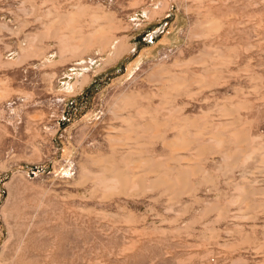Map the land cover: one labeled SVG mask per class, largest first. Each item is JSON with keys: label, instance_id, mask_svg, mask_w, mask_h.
<instances>
[{"label": "rangeland", "instance_id": "1", "mask_svg": "<svg viewBox=\"0 0 264 264\" xmlns=\"http://www.w3.org/2000/svg\"><path fill=\"white\" fill-rule=\"evenodd\" d=\"M77 1L0 0V251L5 245V260L264 264V161L256 148L242 158L247 143L239 138L231 143L242 166L232 168L220 153L210 152L213 144L208 138L206 154L190 148L176 158L166 156L167 150L154 137L153 142L141 140L159 153L158 160L167 159L166 167L187 160L204 168V177L202 172L189 176L185 192L178 197L161 186L128 191L121 186L122 191L106 197L100 187L94 191L78 178L83 150H108L103 136L110 122L117 124L108 110L114 97L133 88L148 90L140 79L153 62L171 63L179 55L186 60L205 46L206 51L213 48V53L224 56L225 63L215 60L220 71L216 86L194 81L195 101L186 111L197 114L207 95L208 103L202 106L209 107L206 119L215 122L211 123L214 129L223 136L247 130L251 142L264 145V0H167L152 17L161 0H79L89 10L101 6L119 20L114 33L117 39L124 38L128 48L113 62L107 61L112 48L102 51L101 44L86 47L80 56L75 49L60 51L57 40L39 22L53 20L48 14L53 6L60 13L71 12ZM83 14L76 17L87 23L89 11ZM207 15L217 20L210 32L188 36L190 27L195 23L197 32ZM39 32L45 36L38 40ZM38 52L43 53L38 56ZM21 61L28 62L22 66ZM198 66L194 62L195 73L201 72ZM83 75L86 80L81 83ZM205 76L210 80V75ZM220 100L229 102V115L222 113ZM206 123L188 124L189 133L207 136L212 125ZM114 158L115 164H125ZM88 165L99 172V165ZM174 175L170 174L175 179ZM12 180L10 191L7 184ZM239 193L245 195V203L234 201ZM5 205L6 216L1 210ZM207 205L216 208L206 209ZM11 226L18 231L14 236H10ZM18 240L23 245L17 252Z\"/></svg>", "mask_w": 264, "mask_h": 264}, {"label": "bare ground", "instance_id": "2", "mask_svg": "<svg viewBox=\"0 0 264 264\" xmlns=\"http://www.w3.org/2000/svg\"><path fill=\"white\" fill-rule=\"evenodd\" d=\"M166 5H167V0H161L159 8L157 10L151 11L150 17H152V15L154 16L155 13H157L159 10L164 9ZM187 7H185L186 10L188 9ZM89 9L90 8H87V4H82L79 0L73 4V10L71 12H64V13L61 12L60 13L59 12L60 10L57 9V6L56 8H54L53 6L51 9H49V12H48V14L52 13V16L54 17L53 20L48 19L45 22H41V20L43 21V19H41L39 22L42 23L41 25L42 27H44V29L46 28V31H50V33L53 35V36L51 35V37H54L57 40V46L60 51L64 50V51L69 52V50L70 51L73 50L71 52H74L76 50L77 56H80L82 51L86 47L93 48L94 46L96 47V44H101L100 47L102 48V51L109 47L112 48V52L107 61L113 62L121 55V53H123L128 48V46L125 45L124 43V38L120 37L117 39L114 33L115 31H117L116 29L120 27L118 25L119 20L117 22V20L115 19L116 20L115 21L114 15L112 16L111 15L112 13L108 14V11H105L101 6L100 7L98 6L97 9H93V8H92L93 10L92 9L89 10ZM87 11H89V14H90V16L88 15V17L90 18L88 21L89 23L88 22L86 23V21L84 20L81 21L82 19L81 20L79 19L81 17H76L77 14L80 16V14L82 15L84 13L83 15H85ZM51 21H55V25H53ZM216 21H214L208 15L206 17H203V21L201 22L198 21L200 23V28L198 29V31L196 32L194 30V28L196 27L194 26L195 25L194 23L189 29L188 36L190 37L194 36L195 33L196 34H208L210 32L208 30H211L210 26L211 25L213 26V24L215 25ZM42 35L45 36L44 33L39 32V35L37 36L38 40L41 39L40 37H42ZM33 36L35 37V34H33ZM205 47L207 48V46ZM206 48L205 50L199 51L196 55L195 54L191 55L186 60L179 57L180 56L179 55L178 57H175L171 63H167L166 61L153 62L152 64L149 65L146 72L144 73V76H142V78L140 79L141 81H143L142 83L146 82L148 84V87H149L148 90L143 91L144 89L140 90L139 88H133L128 91H122L114 97L113 105H110L111 107L108 110L111 114V119H113L112 121H116L117 124L110 122L106 126L107 129L103 136L108 150L107 152H103V150L101 151V149L100 150L90 149V151L88 150L89 152H86L85 150H83V154H82L83 159H80L78 161L79 162L78 178H79V183L81 185L88 183V186L94 191L95 189L100 187L102 196H106V197L110 193H114V191L116 190L122 191L120 190L121 186H124L125 187L124 190H127V191L130 188L131 189L135 188L136 186H140L142 188H146L147 186L154 187V188L155 186H158V187L161 186V188L164 187L167 191H169L168 189H170L169 193L171 192L176 197L177 195L185 192L184 190L188 186V183H189V182L187 183V178L189 176H191L192 174L195 175L194 173L201 174L202 172V175L204 177V174H205L204 168L200 169L199 167L194 166L193 163L187 160L185 161L183 160L182 164H178V165L176 164L177 166H172V165L169 166L168 162H167L168 166L167 167L164 166L165 163L163 162L167 159H164L163 162L158 160L156 155L159 153H157L155 149H148L145 146L146 144H143L141 141V140H144V138L148 140L149 138L151 139L152 137H154V139L160 142L162 148L164 147L165 150H167V152H165L166 156L171 157V158L178 157V154L180 152L182 153L183 151H186L187 149H190V148L191 149L196 148L198 150H201V151H198L200 152V154L202 151H203L202 154L203 153L206 154L207 153L206 151H210V149L208 150L207 146L205 145L204 140L205 139L207 140L208 138V141L209 139H211L210 141L213 144V147L211 148L210 152L217 151L218 153H220L222 156V159L227 161L229 165L231 164L230 166L231 168L235 164H240L239 162H242V161H238L240 159L239 158L240 156H242V158L244 156V159L245 158L247 159L246 156L250 155L251 151L255 152V148L257 149L256 150L257 152L255 153L256 154L259 153L260 156L262 157L260 158L264 161L263 143L261 142L262 144L261 143L257 144L256 142L255 143L251 142L252 138L250 134L247 132V130H240V131L236 130V132L233 130L231 133H228V134L226 133L227 135L224 134L225 136H223L222 133H220L217 128H216L217 130L214 129L212 124H214L215 122L212 119H206V115L208 113L207 111L209 107L202 106V104L208 103L207 102L208 97H206L207 95L205 97H202L203 99L201 98L202 101H201V105L199 106V109L197 110L198 111L197 114H195V112L193 113V111L192 112L186 111L187 108H189V106L192 104V102L195 101L194 100V95H195L194 81H196V83L197 82L199 83L200 80L201 81L203 80L204 83H206V85L208 86H211V87L216 86L217 79L219 77L218 75L219 70L217 69V64H216L217 61L215 62V60H217V57H218L221 59V60L219 59L220 63H225L222 61V59H225L223 58L224 56L221 55L222 57L221 58L220 54L217 53V51L216 53H213L215 51L213 50V48L210 51L209 50L206 51ZM65 49H69V50H65ZM221 52H223V50H221ZM42 53L43 52H38V56L41 55ZM194 62L199 63V66H201L202 74L201 72L195 73V71L193 70ZM234 74L236 73H233V75ZM205 75L207 76L210 75V80L206 79ZM221 79H223L222 76H221ZM85 80H86V75H83L81 83H83ZM205 80L207 82H205ZM217 101L218 99L216 100V102ZM227 102L222 101L220 103V105L222 106L218 104L221 107V109H223L222 113L229 112L228 111L229 106L227 105L229 102L228 103ZM229 114L230 113L225 114V115L227 116ZM216 118H218V116H216ZM198 119L200 120V122L207 121L206 124L209 123V125H212V126H209L210 127L209 130H206L208 132V135L205 137H202L201 135H196L197 133H199L197 131H196V134H194L195 132L189 133L190 130L192 129L189 130L187 128L188 124H192V123L194 124L199 121ZM231 122H234V121L232 120ZM204 130L205 129H203V131ZM234 138H239L243 142L247 143V144H244V146H247V147H243L242 149L243 151L241 152L239 157H235L234 155L235 148L233 149V145H232L234 143H231ZM150 139L148 141H150ZM151 140L153 142V139ZM221 145H222V148L219 147ZM250 147H252L253 149L252 148L250 149ZM205 149L207 150L205 151ZM189 152L190 151H188L187 153ZM115 155L118 156V158L121 159V161H123L125 164H118V163L115 164V161L113 162V158L115 157ZM155 156L156 158H154ZM88 163H92L95 166L99 165V168H100L99 172H96L97 169H91ZM126 163H131V165H127ZM175 163L173 165H175ZM94 165H91V166H94ZM240 166L242 165L240 164ZM170 174L171 175L175 174L174 175L175 179L172 178L173 176L171 177ZM12 183H13V180L11 181V183L9 182V184H7L8 185L7 187L9 188L10 191H11V188L14 187V184ZM236 186H238V184H236ZM249 188L250 187H248V189ZM165 189H163V191ZM192 191L193 190H191L190 193ZM254 191H253V194H255ZM260 192H261V189H260ZM193 195L194 194H192V196ZM244 196H241L239 193L237 198L234 201L242 203L244 202ZM250 197L252 196L250 195ZM248 200L250 201L251 198ZM5 207L6 205L3 206L1 210L3 211V214L5 213V216H6L8 214H7ZM213 208H216V207L212 205L211 206L207 205L206 209H213ZM222 209L224 210V208ZM223 213L225 214V212ZM233 214L234 213H232V215ZM16 224L17 222L14 223V225ZM14 228L15 226L10 227V232H11L10 236H14L13 234L15 232H18L17 229L14 230ZM19 228H20V225H19ZM7 242H9V240ZM20 244L22 243H20L18 240L14 251H17V249L20 247ZM4 251H6L5 245L0 251V264H19L16 262L15 259H14L15 261L10 258L9 260H5V258L7 257H5L6 255L4 254Z\"/></svg>", "mask_w": 264, "mask_h": 264}, {"label": "crops", "instance_id": "3", "mask_svg": "<svg viewBox=\"0 0 264 264\" xmlns=\"http://www.w3.org/2000/svg\"><path fill=\"white\" fill-rule=\"evenodd\" d=\"M28 61H21V63L19 65H26Z\"/></svg>", "mask_w": 264, "mask_h": 264}]
</instances>
